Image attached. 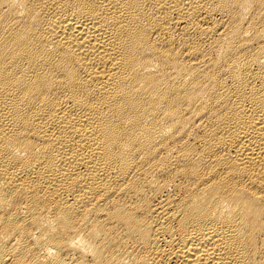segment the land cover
I'll return each instance as SVG.
<instances>
[{
    "label": "bare ground",
    "instance_id": "1",
    "mask_svg": "<svg viewBox=\"0 0 264 264\" xmlns=\"http://www.w3.org/2000/svg\"><path fill=\"white\" fill-rule=\"evenodd\" d=\"M0 264H264V0H0Z\"/></svg>",
    "mask_w": 264,
    "mask_h": 264
}]
</instances>
